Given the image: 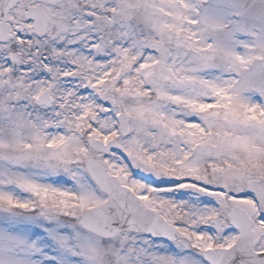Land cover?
Returning a JSON list of instances; mask_svg holds the SVG:
<instances>
[{"label": "snow or ice", "instance_id": "snow-or-ice-1", "mask_svg": "<svg viewBox=\"0 0 264 264\" xmlns=\"http://www.w3.org/2000/svg\"><path fill=\"white\" fill-rule=\"evenodd\" d=\"M0 264H264V0H0Z\"/></svg>", "mask_w": 264, "mask_h": 264}]
</instances>
